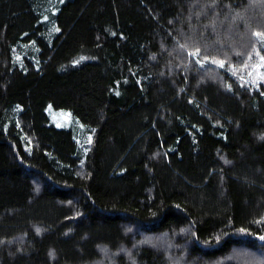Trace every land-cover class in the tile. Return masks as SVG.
<instances>
[{
  "label": "trees",
  "instance_id": "16d2710c",
  "mask_svg": "<svg viewBox=\"0 0 264 264\" xmlns=\"http://www.w3.org/2000/svg\"><path fill=\"white\" fill-rule=\"evenodd\" d=\"M53 1L0 0V264H264V0Z\"/></svg>",
  "mask_w": 264,
  "mask_h": 264
},
{
  "label": "rangeland",
  "instance_id": "374dc122",
  "mask_svg": "<svg viewBox=\"0 0 264 264\" xmlns=\"http://www.w3.org/2000/svg\"><path fill=\"white\" fill-rule=\"evenodd\" d=\"M60 0L53 1V8ZM46 19H48L46 17ZM257 78H264V62L259 65L258 71H256ZM48 112L51 117V121L61 127H72L76 132V138L78 145L84 155L87 154L89 147L92 144L93 132L82 124L77 118H75L70 110L67 109H56L53 105L48 106Z\"/></svg>",
  "mask_w": 264,
  "mask_h": 264
}]
</instances>
